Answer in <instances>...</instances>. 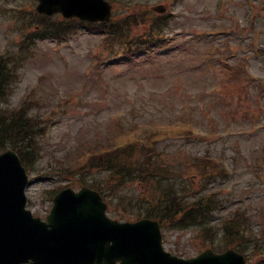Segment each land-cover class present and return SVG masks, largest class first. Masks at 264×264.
Returning <instances> with one entry per match:
<instances>
[{
    "label": "rangeland",
    "instance_id": "1",
    "mask_svg": "<svg viewBox=\"0 0 264 264\" xmlns=\"http://www.w3.org/2000/svg\"><path fill=\"white\" fill-rule=\"evenodd\" d=\"M7 1L0 0V7ZM117 1L116 10L122 18L133 12V8L125 9L126 3L142 0ZM251 1L145 2V7L162 2L171 9V39L133 61L97 64L112 56L103 48L97 31L81 29L60 42L50 37L36 39L29 57L15 66L13 89L4 98L8 105L17 106L26 93L32 92L31 108L42 116L53 115V126L48 127V133L42 132L43 154L31 174L28 207L43 216L52 205L46 191L55 183L80 177L74 172L67 180L64 173L53 171L60 160L66 158L72 164L75 158L79 161L78 155L85 149L110 144L132 128L141 131L140 126L154 121L169 126L179 117L191 122L193 131L161 140L158 149L163 159L179 165L196 156L224 158L229 176L216 181L213 187L223 188L226 202L216 212L214 223L219 224L238 208L245 209L248 224L242 235L246 239L262 236L264 178L259 177V164L264 163V0ZM12 3L23 8L12 10L13 5L9 10H0V51L23 36L19 35L20 24L14 14L27 22L28 33L39 22L33 13L37 0ZM46 25L53 27L56 22L48 19ZM133 33L139 35L140 28ZM15 49L10 46L5 53L12 61H16L12 55ZM212 51L217 56H211ZM240 65L241 69L237 67ZM59 103L62 106L54 110ZM10 114L6 115L5 125L16 123L20 117ZM106 175L89 169L82 178L88 184L100 183L105 182ZM154 187V183L147 182L144 187L128 186L123 192L128 198L134 192L139 197L141 192L151 194ZM73 188L78 189V184ZM188 188L192 194L198 190L196 184ZM135 205L131 202L129 210L120 206L118 211L135 219ZM163 236L165 248L178 255L181 252L183 257L194 256L209 246L192 229L170 226L163 230ZM213 241L226 246L229 240ZM258 254L256 258L264 261V254Z\"/></svg>",
    "mask_w": 264,
    "mask_h": 264
},
{
    "label": "water",
    "instance_id": "2",
    "mask_svg": "<svg viewBox=\"0 0 264 264\" xmlns=\"http://www.w3.org/2000/svg\"><path fill=\"white\" fill-rule=\"evenodd\" d=\"M91 1L93 14L87 3L69 12L61 9L68 16H108L106 3L98 6L100 0ZM27 180L14 151L0 155V264L30 259V264H245L232 251L218 255L207 250L194 259L173 256L163 249L157 221L111 220L105 214L106 203L89 188L60 193L49 222L41 221L25 209Z\"/></svg>",
    "mask_w": 264,
    "mask_h": 264
},
{
    "label": "trees",
    "instance_id": "3",
    "mask_svg": "<svg viewBox=\"0 0 264 264\" xmlns=\"http://www.w3.org/2000/svg\"><path fill=\"white\" fill-rule=\"evenodd\" d=\"M2 72V65L0 64V99L5 94L1 82ZM4 79L5 76L2 77V80ZM29 110L30 108L24 105L20 113H16L20 115L16 123L10 121L8 125L4 124L5 113L0 114V151L6 149L7 146L15 147L20 151L25 163L32 167L35 161L33 159H39L42 154V144L39 126L36 125L34 117H31V115H35L31 114ZM25 137L28 140L27 144L20 141ZM141 150L144 152L142 157L145 159L139 165L140 171L135 176H130L135 171L134 167H130V165L139 159L135 155L136 147L119 150L115 153H100L91 157L87 165L91 167L104 166L109 169L113 173L109 179L115 182L113 185L95 187L105 196H109L110 202L113 201V198L122 202L124 200H122V195L119 192L123 186L128 183L135 184L136 178H139V182L142 183L152 182L155 187L151 194L141 192L139 197L135 193L130 195L128 204L131 202L136 204L135 215L157 218L163 224L173 223L178 226L186 223L198 224L207 233L209 228L207 225L211 221L208 216L212 209L215 210L220 206L221 199L216 191L211 190L203 193L196 190L192 194L188 187L196 184V186H206L207 189L212 179L217 178L224 170L222 163L208 158L200 162L203 166L197 172L199 179L195 180V178L185 177L190 172V167H186L187 165L170 166L164 161H160L158 164L152 159L155 155L152 152L154 148L148 147L143 150L142 147ZM120 176L121 179H119ZM227 221L228 224L226 223L225 227L232 231L230 232L232 236L240 233L246 223L244 215L230 216Z\"/></svg>",
    "mask_w": 264,
    "mask_h": 264
}]
</instances>
